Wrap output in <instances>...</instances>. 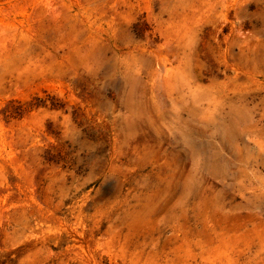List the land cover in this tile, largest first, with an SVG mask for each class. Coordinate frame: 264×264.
Wrapping results in <instances>:
<instances>
[{"label":"rangeland","instance_id":"obj_1","mask_svg":"<svg viewBox=\"0 0 264 264\" xmlns=\"http://www.w3.org/2000/svg\"><path fill=\"white\" fill-rule=\"evenodd\" d=\"M144 210L186 219L166 264H264V0H0V264H57L16 227Z\"/></svg>","mask_w":264,"mask_h":264},{"label":"bare ground","instance_id":"obj_2","mask_svg":"<svg viewBox=\"0 0 264 264\" xmlns=\"http://www.w3.org/2000/svg\"><path fill=\"white\" fill-rule=\"evenodd\" d=\"M56 217L51 214L33 226L16 227L15 251L38 247L51 252L57 264H102V255L108 256L110 264H133L134 259L146 264H166L169 254L156 258L165 244L160 240L167 233L171 234L169 239L175 237L181 243L186 239L179 238L185 217L170 212H64Z\"/></svg>","mask_w":264,"mask_h":264}]
</instances>
